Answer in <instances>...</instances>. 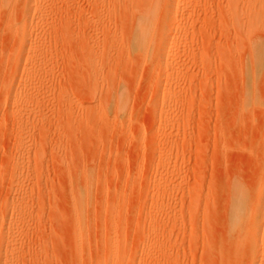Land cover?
Here are the masks:
<instances>
[{
  "label": "rangeland",
  "instance_id": "obj_1",
  "mask_svg": "<svg viewBox=\"0 0 264 264\" xmlns=\"http://www.w3.org/2000/svg\"><path fill=\"white\" fill-rule=\"evenodd\" d=\"M134 4L0 0V264H264V0Z\"/></svg>",
  "mask_w": 264,
  "mask_h": 264
},
{
  "label": "bare ground",
  "instance_id": "obj_2",
  "mask_svg": "<svg viewBox=\"0 0 264 264\" xmlns=\"http://www.w3.org/2000/svg\"><path fill=\"white\" fill-rule=\"evenodd\" d=\"M125 1V0H123ZM132 1V0H131ZM138 0H135V4L138 5L137 3ZM142 1V0H141ZM184 1V0H183ZM139 2V1H138ZM172 2L173 0H144L142 2V5H138L139 7H136V12L134 14H138L137 16V22H136V27L133 28L135 29L134 33V38H133V43L135 45V48L139 51H144L149 45L151 46L152 40L155 41V36L157 35L158 29L160 32H162L166 27L168 26L169 22H167L165 19L168 15L176 14L177 12V6L172 7ZM134 3V2H133ZM255 3H257L255 1ZM132 4V2H131ZM134 4V5H135ZM128 6L130 4H127ZM133 5V4H132ZM127 6V7H128ZM90 7V6H89ZM131 7V6H129ZM116 8V7H115ZM135 8V7H133ZM100 10V9H99ZM134 12V10H133ZM131 14V13H130ZM101 16V15H100ZM136 17V15H135ZM131 18V17H130ZM156 19L161 20V24L158 25L156 23ZM128 21V20H127ZM136 21V19H135ZM101 23V22H100ZM97 25V24H96ZM108 26V25H107ZM96 30V29H95ZM132 30V31H133ZM162 30V31H161ZM102 32V31H101ZM158 33V34H159ZM92 34V33H91ZM101 34V33H99ZM158 39V38H157ZM132 42V41H131ZM151 43V44H150ZM92 45V44H91ZM123 47V46H122ZM121 47V48H122ZM99 48V47H98ZM130 48V46H129ZM148 49V48H147ZM252 49V48H251ZM118 51V49H116ZM124 50V49H123ZM127 50V49H126ZM253 50V49H252ZM99 51V50H98ZM114 51V50H113ZM255 52V51H254ZM127 54V52H126ZM254 55V54H253ZM118 56V55H117ZM116 56V57H117ZM127 56V55H126ZM103 57V56H102ZM106 57V56H105ZM101 60V59H100ZM91 62V60H90ZM98 62V61H97ZM89 63V62H88ZM97 66V65H96ZM91 72V71H90ZM256 229L252 230V234H254Z\"/></svg>",
  "mask_w": 264,
  "mask_h": 264
}]
</instances>
